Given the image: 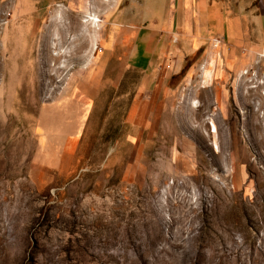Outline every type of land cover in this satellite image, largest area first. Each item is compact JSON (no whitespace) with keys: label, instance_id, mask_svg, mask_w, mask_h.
Instances as JSON below:
<instances>
[{"label":"rangeland","instance_id":"rangeland-1","mask_svg":"<svg viewBox=\"0 0 264 264\" xmlns=\"http://www.w3.org/2000/svg\"><path fill=\"white\" fill-rule=\"evenodd\" d=\"M191 1L181 67L138 115L121 50L77 90L106 19L163 22L172 0H0V264H264V0H205L233 24L193 48Z\"/></svg>","mask_w":264,"mask_h":264},{"label":"crops","instance_id":"crops-1","mask_svg":"<svg viewBox=\"0 0 264 264\" xmlns=\"http://www.w3.org/2000/svg\"><path fill=\"white\" fill-rule=\"evenodd\" d=\"M191 2V0H182L181 4H179L178 0H172L170 8L167 10L169 12L168 18L163 22L157 19L154 21L143 19L141 22L138 18L137 23H134V21L128 22L123 13L119 14L113 21L106 19L103 23L100 40L103 52L97 55L94 67L87 70L84 77H82L85 80V89L79 85L77 93L82 92L85 97L87 95L90 98V94L87 92L94 91L100 86L105 67L111 60V54L115 50H121V52L126 54L122 57L123 63L131 65L141 76L137 90V95L140 99L134 101L131 108V111L136 109L139 115L147 106V99L155 96L158 91L156 82L162 77L160 71L163 62L167 59L173 62V70L176 73L181 67L182 58L179 54L181 51L176 47L177 49L174 52V49L178 39L186 37L182 29L184 25H186L185 31L188 33L191 22L187 20L189 17L187 5ZM197 14L202 17L201 19L204 20L205 25L203 24V28L199 29L200 35L196 41H193L191 48L194 47L193 45H199L201 41L206 40L205 34L212 36L216 32L221 31V29L226 27L228 29V23H232V21L226 20L225 15L219 11H211L205 0H198ZM212 18L216 19L213 25L211 22ZM201 19L200 22L202 21ZM194 38H196L195 35ZM149 47L153 49L148 51ZM171 54L172 59L169 57ZM169 65L171 66L170 63ZM79 79L81 78H78L77 84Z\"/></svg>","mask_w":264,"mask_h":264},{"label":"bare ground","instance_id":"bare-ground-1","mask_svg":"<svg viewBox=\"0 0 264 264\" xmlns=\"http://www.w3.org/2000/svg\"><path fill=\"white\" fill-rule=\"evenodd\" d=\"M95 9V8H94ZM67 9H66V7H63V6H60L59 7V10H58V12H57V16H56V22H55V26H56V28L57 29H60L61 27H63L64 25V23H63V21H64V13H65V11H66ZM90 14V13H89ZM99 28H100V20H99V17H98V15H97V13L95 12V10L94 11H91V14L89 15V16H87V17H83V30H84V33H90V31L92 30V29H95L94 31H93V33H90L91 35H92V39H93V41L92 42H98L99 41V34H98V30H99ZM55 37L57 38L56 39V41H58V43H56V44H54V47H56L58 44H60L61 43V38H60V32H59V30L58 31H56L55 32ZM91 42V43H92ZM94 44V43H93ZM95 47V46H94ZM62 52L63 51H60V52H58V51H56L55 52V56L56 57H60L61 56V54H62ZM93 52L95 53L96 52V55H97V48H96V51L95 50H93ZM234 64H235V61H229L228 63H227V67H228V69L230 70V69H232V68H234ZM244 65V64H243ZM242 65V66H243ZM218 67V66H217ZM241 68V67H240ZM239 68V69H240ZM243 69V68H242ZM249 73V72H248ZM211 75H210V69L207 67L205 70H204V77H203V79H204V81H206V82H209V77H210ZM246 77H247V75H246ZM75 80V79H74ZM74 80H73V82H74ZM78 80V79H77ZM77 80H76V82H77ZM211 80H213L212 78H211ZM212 82V81H211ZM210 85H211V83H210ZM219 85V84H218ZM222 86V85H221ZM254 87V86H253ZM75 88H77V86L75 87ZM75 88H74V86H70L69 87V89H68V91H67V93H70V92H73V90H74V92L76 91L75 90ZM226 89V88H225ZM245 95V94H244ZM241 99V98H240ZM246 99L247 100H249V98L248 97H246ZM244 101V100H243ZM249 102V101H248ZM198 106V105H197ZM221 106V105H220ZM250 109V108H249ZM214 128V127H213ZM215 128H217V127H215Z\"/></svg>","mask_w":264,"mask_h":264},{"label":"built area","instance_id":"built-area-1","mask_svg":"<svg viewBox=\"0 0 264 264\" xmlns=\"http://www.w3.org/2000/svg\"><path fill=\"white\" fill-rule=\"evenodd\" d=\"M97 51L103 52V49L99 48L98 46Z\"/></svg>","mask_w":264,"mask_h":264}]
</instances>
